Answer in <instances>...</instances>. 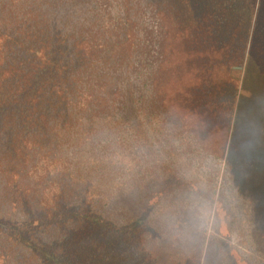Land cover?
Listing matches in <instances>:
<instances>
[{"label":"trees","instance_id":"obj_1","mask_svg":"<svg viewBox=\"0 0 264 264\" xmlns=\"http://www.w3.org/2000/svg\"><path fill=\"white\" fill-rule=\"evenodd\" d=\"M145 1L162 35L148 72L137 0L117 23L110 0H0V264H164L149 217L189 185L152 176L110 211L91 187L126 172L85 159L126 123L163 120L232 171L264 160V0Z\"/></svg>","mask_w":264,"mask_h":264},{"label":"rangeland","instance_id":"obj_2","mask_svg":"<svg viewBox=\"0 0 264 264\" xmlns=\"http://www.w3.org/2000/svg\"><path fill=\"white\" fill-rule=\"evenodd\" d=\"M99 3L114 23L121 19V0ZM137 7L148 72L161 56V23L145 0H137ZM137 127L143 129L139 135ZM99 138L85 150V159L94 162L106 154L130 161L126 172L91 180L97 199L108 201L107 210L116 208L122 191L131 193L137 184L142 189L152 176L173 173L189 185L162 199L149 217L156 233L149 241L161 263L264 264V160L232 171L231 162L203 153L193 134L159 119L126 123Z\"/></svg>","mask_w":264,"mask_h":264}]
</instances>
